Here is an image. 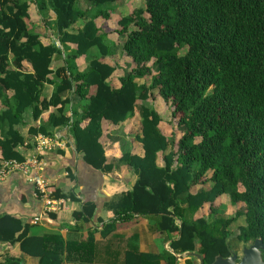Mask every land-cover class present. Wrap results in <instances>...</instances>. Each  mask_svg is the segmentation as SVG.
<instances>
[{
    "label": "trees",
    "instance_id": "16d2710c",
    "mask_svg": "<svg viewBox=\"0 0 264 264\" xmlns=\"http://www.w3.org/2000/svg\"><path fill=\"white\" fill-rule=\"evenodd\" d=\"M81 1L0 0V164L25 160L18 146L25 142L19 126L26 110L31 107L39 119L54 106L48 120L29 133L50 135L47 125H68L85 160L111 173L114 163L100 141L104 123L118 125L139 110L141 133L135 139L144 155L126 151L118 160L138 178L116 202V217L155 216L176 253L198 250L205 264L231 254V226L243 215L246 224L237 239L264 240V0H145L120 16L114 29L127 35L123 49L133 62L119 87L110 82L117 65L103 59L113 54V45L97 22L109 16V9L97 7L116 0H85L94 13ZM33 5L46 25L52 21L63 48L44 42L31 21ZM94 47L99 53L88 55ZM63 51L65 64L54 67ZM81 56L89 60L84 70L76 64ZM47 84L54 86L49 97L43 96ZM70 93L84 100L73 117L67 114ZM158 97L169 104L182 132L176 142L162 130L155 107L139 106ZM196 185L201 188L195 192ZM223 195L244 209L221 215L216 202ZM94 211L95 205L86 204L75 215ZM28 229L20 218L0 214L1 242H20L23 253L39 256L41 264H61L63 247L49 236H28ZM132 256L126 264L135 257L137 264H176L168 250ZM0 264H22V258L9 256Z\"/></svg>",
    "mask_w": 264,
    "mask_h": 264
},
{
    "label": "crops",
    "instance_id": "0c3cea01",
    "mask_svg": "<svg viewBox=\"0 0 264 264\" xmlns=\"http://www.w3.org/2000/svg\"><path fill=\"white\" fill-rule=\"evenodd\" d=\"M51 17H53V13H51ZM82 26L83 23L76 25L77 29ZM42 35L45 43H56L63 48L58 36L54 35L53 39H50L44 34ZM107 36L111 39L110 34ZM69 46L70 48L76 47L73 43H70ZM86 57L81 56L76 60L80 70L86 69L89 65L88 57ZM107 57H103L104 61L111 63ZM65 58L66 51H63L61 57H55L53 65L56 64V66L54 65V67L63 66ZM85 58L88 61H85ZM121 76L119 75L118 79L113 81V75L110 82L119 87ZM53 89V85L47 84L43 96H51ZM69 95H71L72 101L68 106L67 114L73 117L75 110L81 111L84 100L76 94L70 93L67 96ZM0 107H2L1 100ZM55 110L56 107H50L39 119L33 118L31 107L24 113V123L19 126V129L25 137V142L18 146V151L24 155L25 159L38 153L36 138L43 134H30V127L41 126L44 121L48 120L50 113ZM87 123L88 120H85L82 126L84 127ZM134 124H138V130L134 133V138H136L141 133L139 110L133 117L118 125L104 123V133L100 141L106 150L109 162L114 163L111 173H104L85 160L84 153L77 149L75 138L68 125L55 128L47 125L53 129V132L64 131L67 137L64 147L42 156L44 159L43 171L49 177L52 188L58 190L60 196L65 199L63 206L58 211L45 216L42 222L32 224L30 219L33 216L44 215L42 200L36 196V188L26 175L14 172L0 180V214H11L20 218L29 226L28 236H49L52 244L63 247L61 264H126L128 258L133 259L132 254H161L165 250L175 254L176 252L170 245L171 241L166 240L165 235L156 228L157 218L155 216L135 215L129 219H118L115 214L116 202L122 194L133 189L138 178L124 162L118 160L126 151L144 155L142 143L136 139L132 148L124 149L116 130L125 125L127 129H130L129 131H133ZM200 188V185H196L193 190L196 192ZM86 204L95 205L93 215L77 217L75 213L81 212ZM9 256L21 257L22 264H41L39 256L23 253L20 242L12 244L0 241V259L4 260ZM188 260L192 261L189 257H183L176 261V264H188ZM138 262V258L135 257L131 264ZM158 264L166 263L161 259Z\"/></svg>",
    "mask_w": 264,
    "mask_h": 264
},
{
    "label": "rangeland",
    "instance_id": "374dc122",
    "mask_svg": "<svg viewBox=\"0 0 264 264\" xmlns=\"http://www.w3.org/2000/svg\"><path fill=\"white\" fill-rule=\"evenodd\" d=\"M145 0H116L108 2L107 4L100 5L97 7V9H109V16L108 17H100L98 18V23L101 27V30L103 33L107 32L111 35V44L112 46V55L111 57L108 56L107 59L110 60L112 64L117 65L118 71L114 74L113 81H116L119 77V75L126 74L132 67L133 62L132 60L125 55L124 49H123V42L125 41L127 35H120L118 32L114 31V29L117 27V21L120 16L127 15L131 13L134 9L139 8L143 6ZM81 5L86 8L89 7L91 10V13L95 12V8L85 0L81 1ZM31 21L34 22V27L36 30L40 31L41 34H44L48 38H52V36L57 35L55 34V30L52 25V21L49 22L48 25H46L42 20V14H39L37 11L36 5H33L32 7V19ZM79 23H83L79 22ZM96 51L99 53L98 48L94 47L91 49L90 55L92 52ZM87 55V56H88ZM100 55V54H99ZM87 58V57H86ZM85 58V61H88ZM84 59V58H83ZM55 63V61H54ZM56 66V64H54ZM53 65V66H54ZM150 81V79H142L141 81ZM147 104L155 107L162 116V130L164 133L168 136V138L172 141L173 139L175 142L178 140V138L181 136V130L178 128L177 122L172 118L171 114V107L168 103H166L161 97L156 98L155 101H143L139 104L141 107V104ZM133 126V125H132ZM133 131H129L130 129H127V126H121L116 130V134L120 138L121 144L124 147V149H130L136 142L134 133L138 130V124H134ZM133 132V133H132ZM132 133V134H131ZM129 134V135H127ZM123 150V149H122ZM160 162H163V160L160 159ZM216 207H219L220 214L225 217H232L235 216L237 213V210L244 209V205L240 204L238 206H234L231 203V199L229 195H223L221 196L218 201L216 202ZM204 210L209 217V207H204ZM245 216H241L238 218L231 226V243L234 247V250L238 252L239 254H242L243 248L250 245V243L245 244L244 242H240L237 239V236L240 232L241 226L245 225Z\"/></svg>",
    "mask_w": 264,
    "mask_h": 264
},
{
    "label": "built area",
    "instance_id": "2783aa9c",
    "mask_svg": "<svg viewBox=\"0 0 264 264\" xmlns=\"http://www.w3.org/2000/svg\"><path fill=\"white\" fill-rule=\"evenodd\" d=\"M67 137L64 131H54L50 135L40 134L36 138V148L38 153L25 160H5L0 164V180L5 179L14 172L23 173L36 188V196L42 200L44 215H35L30 219L32 224L43 221L49 213L58 211L64 204L62 196H56L55 189L52 188L49 177L44 173L43 155L64 147ZM45 152V153H44Z\"/></svg>",
    "mask_w": 264,
    "mask_h": 264
},
{
    "label": "water",
    "instance_id": "95a60500",
    "mask_svg": "<svg viewBox=\"0 0 264 264\" xmlns=\"http://www.w3.org/2000/svg\"><path fill=\"white\" fill-rule=\"evenodd\" d=\"M263 249L264 240L257 238L252 244L243 248L242 254L232 250L229 256L218 255L212 264H264ZM175 256L176 261L189 257L193 264H205L204 256L198 250L175 253Z\"/></svg>",
    "mask_w": 264,
    "mask_h": 264
}]
</instances>
